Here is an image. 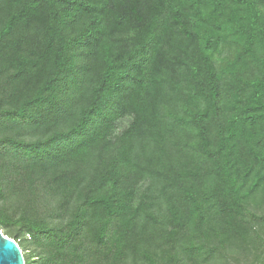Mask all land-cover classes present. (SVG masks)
<instances>
[{
  "label": "trees",
  "instance_id": "obj_1",
  "mask_svg": "<svg viewBox=\"0 0 264 264\" xmlns=\"http://www.w3.org/2000/svg\"><path fill=\"white\" fill-rule=\"evenodd\" d=\"M0 229L25 264H264V0H0Z\"/></svg>",
  "mask_w": 264,
  "mask_h": 264
},
{
  "label": "water",
  "instance_id": "obj_2",
  "mask_svg": "<svg viewBox=\"0 0 264 264\" xmlns=\"http://www.w3.org/2000/svg\"><path fill=\"white\" fill-rule=\"evenodd\" d=\"M0 264H25L22 249L0 229Z\"/></svg>",
  "mask_w": 264,
  "mask_h": 264
},
{
  "label": "rangeland",
  "instance_id": "obj_3",
  "mask_svg": "<svg viewBox=\"0 0 264 264\" xmlns=\"http://www.w3.org/2000/svg\"><path fill=\"white\" fill-rule=\"evenodd\" d=\"M124 123H126V122H124ZM2 230V232L4 233V230L3 229H1ZM5 234V233H4ZM8 237H9V235H7ZM10 238V237H9ZM23 237H21V236H19V238H18V241H17V243L19 242H21V243H23Z\"/></svg>",
  "mask_w": 264,
  "mask_h": 264
}]
</instances>
